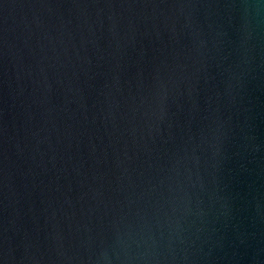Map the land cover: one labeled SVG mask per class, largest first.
<instances>
[{
  "label": "water",
  "instance_id": "1",
  "mask_svg": "<svg viewBox=\"0 0 264 264\" xmlns=\"http://www.w3.org/2000/svg\"><path fill=\"white\" fill-rule=\"evenodd\" d=\"M0 264H264V0H0Z\"/></svg>",
  "mask_w": 264,
  "mask_h": 264
}]
</instances>
